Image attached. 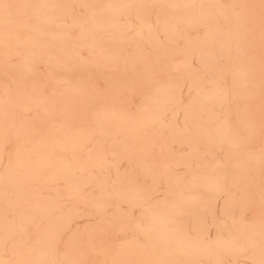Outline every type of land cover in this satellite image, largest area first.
<instances>
[{
    "label": "rangeland",
    "instance_id": "374dc122",
    "mask_svg": "<svg viewBox=\"0 0 264 264\" xmlns=\"http://www.w3.org/2000/svg\"><path fill=\"white\" fill-rule=\"evenodd\" d=\"M262 232L264 0H0V264H260Z\"/></svg>",
    "mask_w": 264,
    "mask_h": 264
},
{
    "label": "snow or ice",
    "instance_id": "6c2138e0",
    "mask_svg": "<svg viewBox=\"0 0 264 264\" xmlns=\"http://www.w3.org/2000/svg\"><path fill=\"white\" fill-rule=\"evenodd\" d=\"M5 8L10 7L9 5H4ZM262 244H264V232H262ZM260 264H264V260H261Z\"/></svg>",
    "mask_w": 264,
    "mask_h": 264
}]
</instances>
